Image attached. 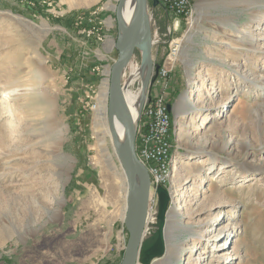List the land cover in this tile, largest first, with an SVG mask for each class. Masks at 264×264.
<instances>
[{
    "label": "rangeland",
    "instance_id": "1",
    "mask_svg": "<svg viewBox=\"0 0 264 264\" xmlns=\"http://www.w3.org/2000/svg\"><path fill=\"white\" fill-rule=\"evenodd\" d=\"M158 1L147 2L152 64L144 99L164 96L171 107L174 166L163 216L150 185L148 218L160 235L152 245L161 241L163 252L138 264L165 259V235L171 243L192 239L197 264H219L215 241L203 235L228 223L231 262L264 264V0H190L189 21ZM118 2L0 0V264L123 260L128 184L107 111ZM171 42L179 46L172 61ZM143 55L135 51L122 91L143 92ZM211 162L220 173L209 180ZM31 171L34 191L25 189ZM175 206L186 233L169 228ZM189 252L175 264H190Z\"/></svg>",
    "mask_w": 264,
    "mask_h": 264
},
{
    "label": "water",
    "instance_id": "2",
    "mask_svg": "<svg viewBox=\"0 0 264 264\" xmlns=\"http://www.w3.org/2000/svg\"><path fill=\"white\" fill-rule=\"evenodd\" d=\"M118 1V5L116 6V17L119 25L121 11L126 0ZM153 1L154 6L159 3L158 0ZM147 2L148 0H137L136 21L123 40H121V36L119 37V44L117 45L119 48V57L111 67L109 79V123L113 130V116H115L116 120L124 127L127 140V157L124 171L128 184L126 226L129 231V240L121 264H138L140 261L146 263L151 258L161 255L163 252L161 241H157L152 245L156 238L160 236L157 233L150 244L146 245L144 240V233L148 221L151 180L148 169L138 158L136 136L137 124L142 113L145 99L141 102L138 119L137 122L134 123L123 96L120 80L122 71L127 68L136 50H140L144 54V61L147 60L148 63L150 62L152 64V35L147 13ZM150 74L151 66L148 70L146 84L143 90L144 97ZM169 110H171L170 106ZM138 173L141 176L140 199L137 204H134V193L137 186ZM157 193L161 200L160 210L161 216H163L166 203L169 201V192L164 187H159Z\"/></svg>",
    "mask_w": 264,
    "mask_h": 264
},
{
    "label": "bare ground",
    "instance_id": "3",
    "mask_svg": "<svg viewBox=\"0 0 264 264\" xmlns=\"http://www.w3.org/2000/svg\"><path fill=\"white\" fill-rule=\"evenodd\" d=\"M136 6H137V0H126L124 6L122 8L121 15H120V22H119V29H120L119 31H120L121 40L124 39L125 35L131 30V28L133 27V25L136 21V17H137ZM257 19L259 20L258 24L260 22H263L262 18L259 17ZM145 61H144L143 66L137 71V73H139L143 79H145V77L147 76L148 70L151 66L150 62L148 63L147 60H145ZM124 71H122V73H121V77H120L121 79L120 80H122V75H123ZM190 80H192V79H190ZM191 83H192V81H191ZM108 90H109V88H108ZM18 91H19V89L16 88L15 90H12L11 92L16 94V93H18ZM123 96H124V99H125L126 104L128 106L129 112L132 116V119H133L134 123H136L137 119H138V115H139V108H140L141 102L144 99V92H142L138 96V95H134V93H132V92L123 90ZM205 98H206V92L203 89L199 92L196 104L204 102ZM107 111H108V120H109L108 104H107ZM113 122H114L113 130L111 129L110 123H109V126L111 129L112 135L114 137V139H113L114 145L116 147L117 152L121 155L123 165H125L126 157H127V155H126L127 154V140H126L125 130H124V127L116 120L115 116H113ZM0 136H1V139L3 138V140H4L5 135L1 131H0ZM211 159H212L211 161H215L213 158H211ZM201 162H203V159L201 160ZM234 172L238 173V171H234ZM219 173H220V171L219 172L215 171V167H214V165H212V162H211V166L209 167V171H208L206 177L209 179L210 177H214L215 175H218ZM238 174H242V173H238ZM5 175H6V173L2 176H5ZM32 175H33V171L24 174V177L26 178L25 180L30 181V183H28V186H25L26 188L25 187L24 188L28 189L30 191L31 190L34 191L35 190L34 188H36L38 186V183L34 181ZM2 176H0V178ZM140 177L141 176L138 173L137 186H136V190L134 193V204H137L139 199H140V191H141ZM35 179H37V177H35ZM176 204L177 205L181 204V201L179 200L178 202H176ZM179 208L180 207L175 206L174 210H172L173 214L168 221L169 223H171L169 228H172L173 230H178V231L180 230V232L186 233L188 230H191V228H188L185 224H183L181 218H178V217L176 218V215H178ZM230 217H232V216L230 215L229 217H227V220H231ZM223 219H224V216L222 218L217 217L214 220L208 221V223L206 225H208V227L210 225H212V227H214ZM231 224L232 223L226 224L224 227L218 229V232L215 234H213V233L216 232L217 229L211 228L210 231H208V234L203 235V236H206L203 239L204 241H211V240L215 241L214 242L215 244L211 246L212 247L211 253L213 254L212 256H214V261L219 263V264H234L231 262L232 260L229 259L228 253H226V251H227V249H228V247L232 241L231 228L228 229V227ZM156 230H157V228H155L153 226V222L149 217L148 221H147L146 230L144 233V240H145L146 245L150 244L152 239L155 238L156 233H157ZM165 238H166L165 259L157 261L156 264H175V263H178L183 258V256L189 252V249H190V252H189L188 260L194 259L193 258L194 253L192 251V248L194 249L195 245L194 246L188 245L189 243H191L192 239L189 238L190 239L189 240L186 237L185 239L181 238V239H178L177 242L171 243L170 242L171 240L170 241L168 240L167 235H165ZM187 247L189 249H187ZM204 248H207V245H205ZM202 252L203 251H201V253ZM201 260H202V256L200 254V255L196 256V259H194L190 264L194 263L195 261L197 264L198 261H201ZM207 264H212L211 260H210V263H207Z\"/></svg>",
    "mask_w": 264,
    "mask_h": 264
},
{
    "label": "built area",
    "instance_id": "4",
    "mask_svg": "<svg viewBox=\"0 0 264 264\" xmlns=\"http://www.w3.org/2000/svg\"><path fill=\"white\" fill-rule=\"evenodd\" d=\"M167 13L176 17L186 16L189 21L192 17L190 0H160ZM172 45L170 60L176 58L178 44ZM174 63V62H173ZM162 74L167 68L162 67ZM160 73V74H161ZM141 127L139 131L138 158L146 166L151 177L152 193H157L159 187L168 185L173 174V132L176 123L169 110L164 96L152 97L145 100L141 113Z\"/></svg>",
    "mask_w": 264,
    "mask_h": 264
}]
</instances>
